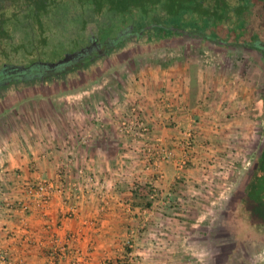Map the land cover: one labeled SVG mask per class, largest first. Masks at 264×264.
Listing matches in <instances>:
<instances>
[{
    "label": "crops",
    "instance_id": "crops-1",
    "mask_svg": "<svg viewBox=\"0 0 264 264\" xmlns=\"http://www.w3.org/2000/svg\"><path fill=\"white\" fill-rule=\"evenodd\" d=\"M184 64L142 72L143 105L153 106L150 142L136 147L118 139L111 112L96 106L75 120L58 113L61 125L44 127L48 136L42 144L33 139L25 147L5 146L6 156L0 151V254L6 255L0 264H165L175 259L163 250L166 245L161 243L168 240L164 229L191 224L188 217L194 210L176 203L184 198L179 188L192 179L193 166L204 164L203 154L210 149L207 141L188 147L186 133L201 134L196 141L212 140L219 132L209 117L233 114V103L224 104L226 93L215 101L195 93L194 87L205 85L200 77L196 82ZM228 81L221 86L229 88L233 81ZM198 101L205 110L198 108ZM193 117L199 122L193 123ZM84 123L92 126L91 139L82 136L88 127ZM158 172L163 179L155 193ZM40 178L51 181L53 191L44 205L36 206V194L27 185ZM169 211L187 218L169 221ZM237 222L250 229L256 226ZM174 240L178 244L171 238L167 245Z\"/></svg>",
    "mask_w": 264,
    "mask_h": 264
},
{
    "label": "rangeland",
    "instance_id": "rangeland-1",
    "mask_svg": "<svg viewBox=\"0 0 264 264\" xmlns=\"http://www.w3.org/2000/svg\"><path fill=\"white\" fill-rule=\"evenodd\" d=\"M135 1L137 6L130 7L129 13H142L144 9H152L151 5L162 3L177 14L187 2ZM249 9L245 16L235 13L233 9L232 19L236 22L239 20L247 27L260 25L253 15L254 9ZM224 22L228 23L223 21L215 29L217 39L190 30H177L159 38L133 32L114 46L108 55L95 57L88 66L74 67L63 79L10 85L0 93V151L6 156L5 146L10 150L16 143L25 147L33 139L40 140L42 144L43 137L48 136L44 133V127L61 125L62 119L58 113L70 114L75 120L77 114L95 110L96 106H99L96 107L98 110L111 112V126H114V135H118V139L131 142L136 147L139 142H150L153 106L143 105L141 93L144 91L139 89L142 72L158 67L166 69L178 62L185 63L196 82L200 77L205 85L194 87L195 93L198 91L206 100L214 97L211 101H215L218 94L226 93L223 98L228 97V100L224 104L233 103V114L227 113L224 118L209 117L219 132L212 140L200 138L201 142L196 141L201 134L186 133L188 137L184 144L190 142L192 146L207 141L210 149L203 154L207 158L202 161L204 164L193 166L192 179L179 188L184 193L179 195L184 198L176 203L182 208L190 206L194 212L189 214V226L181 225L174 230L170 224L168 229H164L167 232L163 234L164 240H168L161 243L166 245L167 250H163L175 256V259L165 264H264V171L254 182L257 183V196L251 192L261 209L258 217H255V210L249 211V203L243 198L245 184L249 183L251 172L258 169L256 158L264 148V56L240 44L227 45L235 41L225 38L227 26ZM232 30H236L237 34L241 32L239 28L232 27ZM261 35L264 41V34ZM261 45L264 46L263 43ZM55 49L45 57L48 61L57 60L66 53L61 47ZM40 56L41 61L45 62L42 54ZM23 59L21 63L24 64L32 61L31 57ZM228 80L233 81L229 88L221 86L225 81L229 83ZM197 103L199 109H206L202 107V101ZM67 118L71 121L70 117ZM193 119V123L199 122L198 118ZM82 120L85 121V117ZM202 121L207 123L208 118ZM225 123L232 126L225 128ZM84 124L88 126L85 130L89 132H82V136L91 139L92 126ZM199 126L202 128L205 125ZM220 126L224 129L219 131ZM197 131L199 133L200 129ZM166 152L164 159L170 156ZM157 176L152 186L155 193L159 192V181L163 179L160 172ZM43 180L49 183L51 195L53 183L45 178L31 181L27 187L34 188L37 182ZM35 198L36 206L46 203L42 202L40 196L35 195ZM170 203L167 200L166 205L170 207ZM166 214L170 217L169 221L187 218L185 213L176 215L169 211ZM240 219L254 223L255 228L240 225L237 222ZM171 238H175L178 244L174 240L167 245L166 242L170 243Z\"/></svg>",
    "mask_w": 264,
    "mask_h": 264
},
{
    "label": "trees",
    "instance_id": "trees-1",
    "mask_svg": "<svg viewBox=\"0 0 264 264\" xmlns=\"http://www.w3.org/2000/svg\"><path fill=\"white\" fill-rule=\"evenodd\" d=\"M134 6H137L135 0H0V70L43 62L40 55L45 58L57 47L66 52L59 58L62 59L94 42L103 46L104 52L99 55L105 56L125 35L133 32L153 33L159 38L182 29L217 39L215 29L223 21H228L224 22L227 26L225 38L235 42L243 38L245 43L264 48L260 44L264 42L261 35L264 34V0H187L177 14L162 3L151 5L152 9H144L142 13H129L130 7ZM249 8L254 9L253 15L260 25L247 27L239 20L236 22L232 19L233 9L242 16ZM232 27L239 28L241 32L237 34ZM93 52L55 70L40 67L36 71L10 74L0 82V93L10 85L63 79L74 67L92 63L97 57ZM25 57H31L32 61L29 64L21 63ZM48 60L45 58V62L58 59ZM256 161L258 169L251 172L248 190L243 198L249 203V211L255 210V217H258L261 209L254 200L257 196L255 190L258 189L254 182L264 171V148ZM251 192L256 195L254 198Z\"/></svg>",
    "mask_w": 264,
    "mask_h": 264
},
{
    "label": "water",
    "instance_id": "water-1",
    "mask_svg": "<svg viewBox=\"0 0 264 264\" xmlns=\"http://www.w3.org/2000/svg\"><path fill=\"white\" fill-rule=\"evenodd\" d=\"M175 31H177V30H175ZM178 31L184 32L186 30L180 29ZM125 36H127V35H125ZM115 40H113V41H115ZM224 43H226V42H221V44H224ZM232 44H235V45L240 44L243 47H248V48L254 49L258 52H261V54L264 56L263 47L257 46L255 44L250 45V44L239 43V42L229 43L227 45H232ZM96 45H97V43L94 42L91 46L84 48V49H81V50H79L73 54L65 55L62 59H58L55 62H36V63L30 64V65H14V66L2 69V70H0V80H2V78L6 77L10 74H18L21 71H33V70L36 71L37 69H40V67H45V68H48L49 70H55V69L64 67L68 62H72L74 60L81 59L84 56H86L87 54H89L90 52H93ZM247 186H248V182L245 184L243 194L246 193ZM243 194L241 195V201H243V198H242Z\"/></svg>",
    "mask_w": 264,
    "mask_h": 264
},
{
    "label": "built area",
    "instance_id": "built-area-1",
    "mask_svg": "<svg viewBox=\"0 0 264 264\" xmlns=\"http://www.w3.org/2000/svg\"><path fill=\"white\" fill-rule=\"evenodd\" d=\"M187 146H190V142H187ZM49 183L46 181H39L36 183L34 188H29V192H33L39 197H41V200L43 203L47 202L50 196V189H49ZM6 261V255L0 254V262Z\"/></svg>",
    "mask_w": 264,
    "mask_h": 264
},
{
    "label": "flooded vegetation",
    "instance_id": "flooded-vegetation-1",
    "mask_svg": "<svg viewBox=\"0 0 264 264\" xmlns=\"http://www.w3.org/2000/svg\"><path fill=\"white\" fill-rule=\"evenodd\" d=\"M149 34H151V35H154L153 33H149ZM248 38V37H247ZM240 40H244L243 38H241ZM264 44V42H260V44ZM104 50V48H103V46H101V44H99V45H96V47H95V49H94V52H93V54H95L94 56H96L97 55V57L99 56V54H102L101 52ZM263 51H264V48H263ZM104 52V51H103ZM261 53V52H260ZM5 78V77H4ZM2 80H3V78H2ZM2 80H0V82L2 81ZM243 222H247V223H251V222H248L247 220H243Z\"/></svg>",
    "mask_w": 264,
    "mask_h": 264
}]
</instances>
